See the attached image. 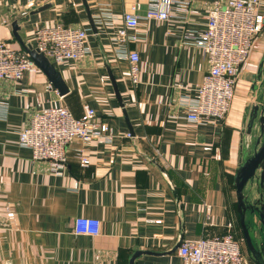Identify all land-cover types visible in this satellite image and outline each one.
I'll list each match as a JSON object with an SVG mask.
<instances>
[{
	"label": "crops",
	"instance_id": "0c3cea01",
	"mask_svg": "<svg viewBox=\"0 0 264 264\" xmlns=\"http://www.w3.org/2000/svg\"><path fill=\"white\" fill-rule=\"evenodd\" d=\"M211 1L191 0L187 8L176 1L170 18L160 20L146 16L149 0H0V40L21 48L16 21L21 39L33 46L37 27L62 23L86 29L91 51L54 64L68 88L63 95L40 69L16 83L0 80L6 108L0 115V264H129L135 251L143 253L134 264H184L175 249L180 240L230 231L242 243L233 177L249 141V107L261 94L252 87L264 56V25L225 118L191 122L184 102L195 96L208 62L184 34L204 28ZM104 9L110 18L99 17ZM125 12L138 16L136 27L126 29L136 39L124 43L139 55L136 85L128 61L115 51ZM49 104L66 105L75 117L88 104L112 132L109 142L75 138L62 176L18 144L28 115ZM254 186L247 184L244 194ZM7 207L16 220L6 218ZM82 216L100 221L97 236L74 233Z\"/></svg>",
	"mask_w": 264,
	"mask_h": 264
},
{
	"label": "built area",
	"instance_id": "2783aa9c",
	"mask_svg": "<svg viewBox=\"0 0 264 264\" xmlns=\"http://www.w3.org/2000/svg\"><path fill=\"white\" fill-rule=\"evenodd\" d=\"M179 1L187 8L191 0H149L146 16L168 20V7ZM262 0H212L202 30H186L184 36L200 48L208 62V71L195 89V96L186 100L187 120L201 123L205 119L223 120L234 96L237 77L246 64L263 25L264 15L260 12ZM104 9L101 18H110ZM123 27L115 31L116 54L129 63L128 78L132 85L139 82V55L125 46V41L135 40L127 28H135L138 16L122 14ZM34 45L54 64L63 61H77L88 55L87 30L78 26L54 23L37 27L33 33ZM39 68L26 51L11 43L0 40V80L19 82L25 73H35ZM57 93V91H56ZM6 108L0 106V115ZM130 138V132H126ZM87 144L91 141L109 142L112 132L88 104L75 117L63 104H49L33 110L25 125L18 131V144L31 150L32 160L44 161L49 170L59 176L66 172L67 146L75 139ZM208 149V148H206ZM80 164L89 163L82 151L78 154ZM209 205H205L208 214ZM6 218L16 220L13 207L6 208ZM156 222H159L157 220ZM100 221L91 217H78L73 231L77 235L97 236ZM176 253L184 264H248L241 241L228 231L221 235L201 236L194 241H182Z\"/></svg>",
	"mask_w": 264,
	"mask_h": 264
},
{
	"label": "water",
	"instance_id": "95a60500",
	"mask_svg": "<svg viewBox=\"0 0 264 264\" xmlns=\"http://www.w3.org/2000/svg\"><path fill=\"white\" fill-rule=\"evenodd\" d=\"M90 25L92 31L96 33L97 30L92 16H90ZM12 26L14 37L21 48L27 52L36 66L47 76L49 81L58 90L59 94H65L68 88L64 84L54 63L43 53L34 48L31 43H26L21 39L18 34L20 27L16 21ZM253 82V90L255 91L259 88L261 94L257 102L249 107L245 125V133L249 137V141L248 145L242 148L241 160L235 171L233 180L236 195V209L244 244L250 252L255 264H264V240L258 246L254 245L249 227L245 220L247 211L257 213L264 232V56L259 62ZM256 83H259V86ZM249 144H252V146L250 147ZM253 183L258 185L261 192H259L258 198L254 199L252 202H248L243 190L247 184L252 185ZM180 242L181 240L175 246V249ZM141 253L143 252L135 251L130 258L129 264H134L135 258Z\"/></svg>",
	"mask_w": 264,
	"mask_h": 264
},
{
	"label": "rangeland",
	"instance_id": "374dc122",
	"mask_svg": "<svg viewBox=\"0 0 264 264\" xmlns=\"http://www.w3.org/2000/svg\"><path fill=\"white\" fill-rule=\"evenodd\" d=\"M251 146H252V144L250 145V147ZM254 184H255L256 187L254 186V189H250V191L248 193H245V196H246L248 202H252L254 199L258 198L259 197V192H261L259 190L258 185L256 183H254ZM257 187H258V192H256L257 191ZM254 190H256V191H254ZM252 191L254 193H252ZM245 220H246L247 225L249 227V230H250V233H251V236H252V241H253L255 246H258L264 240V232L262 230V225H261V223L259 221L257 213L247 211L246 214H245ZM255 227H256V229H255ZM235 233L242 240L243 252H244V254L246 256L247 262L251 263V264H255L250 252L247 250V248H246V246L244 244V241H243V238L241 236V231H240V227H239L238 223L236 224V232Z\"/></svg>",
	"mask_w": 264,
	"mask_h": 264
}]
</instances>
